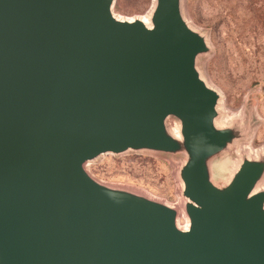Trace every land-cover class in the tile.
<instances>
[{
	"label": "water",
	"instance_id": "95a60500",
	"mask_svg": "<svg viewBox=\"0 0 264 264\" xmlns=\"http://www.w3.org/2000/svg\"><path fill=\"white\" fill-rule=\"evenodd\" d=\"M112 4L0 0V264H264V158L212 173L241 134L216 124L205 36L183 0H155L147 23ZM130 150L183 156L187 228L85 168Z\"/></svg>",
	"mask_w": 264,
	"mask_h": 264
},
{
	"label": "rangeland",
	"instance_id": "374dc122",
	"mask_svg": "<svg viewBox=\"0 0 264 264\" xmlns=\"http://www.w3.org/2000/svg\"><path fill=\"white\" fill-rule=\"evenodd\" d=\"M152 6L153 0H113L112 11L130 20L147 16ZM183 14L209 46L197 55L196 68L220 95L216 124L241 134L212 161L214 180L223 182L241 157L264 158V0H183ZM178 124L169 117L170 132L176 134ZM182 159L180 154L130 150L102 154L85 168L102 183L178 206ZM259 186L264 188V176ZM178 223L185 225L181 212Z\"/></svg>",
	"mask_w": 264,
	"mask_h": 264
},
{
	"label": "bare ground",
	"instance_id": "6f19581e",
	"mask_svg": "<svg viewBox=\"0 0 264 264\" xmlns=\"http://www.w3.org/2000/svg\"><path fill=\"white\" fill-rule=\"evenodd\" d=\"M154 5H155V0H153V6L151 7V9H150V12L147 14V16H144V17H138L139 19H142L145 23H147L148 21H149V17H150V15H151V12H152V10L154 9ZM118 18H120V17H118ZM120 19H122V18H120ZM135 19V18H134ZM131 20V19H130ZM177 135L179 134V130H178V128H177V133H176ZM175 134V135H176ZM240 143V142H239ZM237 146V145H236ZM241 151V150H240ZM239 151V152H240ZM244 152H246V150L244 149ZM247 153V152H246ZM243 154V153H242ZM248 156V155H247ZM250 157V156H249ZM241 159H239L238 161H236L234 164H233V167H232V170H231V174L236 170V168L238 167V165H239V161H240ZM181 183V182H180ZM262 184V183H261ZM261 186V185H260ZM259 186V187H260ZM112 187V186H111ZM261 188V187H260ZM127 190H130V189H127ZM132 192H134V193H139V192H136V191H133V190H131ZM139 194H142V193H139ZM182 203H183V200L178 204V206L176 205V206H172V207H174V208H176L177 210L179 209L178 207H180V211H179V214H180V212H181V214H183V211H184V209H182ZM184 215V214H183ZM184 217H185V215H184ZM187 218L185 217V225H184V228H187Z\"/></svg>",
	"mask_w": 264,
	"mask_h": 264
}]
</instances>
